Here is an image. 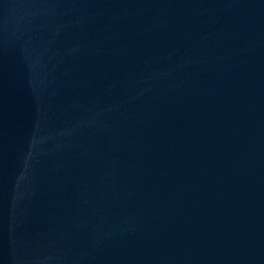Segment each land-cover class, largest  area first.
Wrapping results in <instances>:
<instances>
[{
    "label": "water",
    "instance_id": "1",
    "mask_svg": "<svg viewBox=\"0 0 264 264\" xmlns=\"http://www.w3.org/2000/svg\"><path fill=\"white\" fill-rule=\"evenodd\" d=\"M96 14L165 33L264 76V0H0Z\"/></svg>",
    "mask_w": 264,
    "mask_h": 264
}]
</instances>
